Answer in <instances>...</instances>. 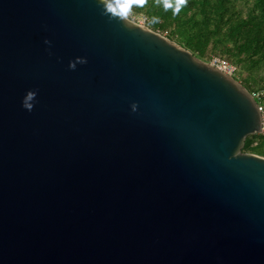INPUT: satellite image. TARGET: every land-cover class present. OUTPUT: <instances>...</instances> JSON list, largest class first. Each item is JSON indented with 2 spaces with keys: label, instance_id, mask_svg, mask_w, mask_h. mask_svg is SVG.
Here are the masks:
<instances>
[{
  "label": "water",
  "instance_id": "95a60500",
  "mask_svg": "<svg viewBox=\"0 0 264 264\" xmlns=\"http://www.w3.org/2000/svg\"><path fill=\"white\" fill-rule=\"evenodd\" d=\"M109 4L0 0V264H264L257 102Z\"/></svg>",
  "mask_w": 264,
  "mask_h": 264
},
{
  "label": "trees",
  "instance_id": "16d2710c",
  "mask_svg": "<svg viewBox=\"0 0 264 264\" xmlns=\"http://www.w3.org/2000/svg\"><path fill=\"white\" fill-rule=\"evenodd\" d=\"M107 1L124 13L144 16L148 29L166 32L167 39L201 61L223 57L218 58L235 65L233 78L249 93L264 90V0H186L179 11L174 10L177 0H169L173 7L165 0ZM242 152L264 157V136L247 137Z\"/></svg>",
  "mask_w": 264,
  "mask_h": 264
},
{
  "label": "built area",
  "instance_id": "2783aa9c",
  "mask_svg": "<svg viewBox=\"0 0 264 264\" xmlns=\"http://www.w3.org/2000/svg\"><path fill=\"white\" fill-rule=\"evenodd\" d=\"M211 65L215 66L218 70L221 72L225 73L226 75H229L233 77L234 72L236 71L235 67L231 65L229 62L226 60L218 59V58H213L211 60ZM253 99L257 102L258 105V110L262 114L264 112V108L261 104L262 99L264 98V90L262 91H257V92H251L250 93ZM263 116V114H262ZM260 134L264 136V119L262 121V127H261V132Z\"/></svg>",
  "mask_w": 264,
  "mask_h": 264
},
{
  "label": "clouds",
  "instance_id": "9594fccd",
  "mask_svg": "<svg viewBox=\"0 0 264 264\" xmlns=\"http://www.w3.org/2000/svg\"><path fill=\"white\" fill-rule=\"evenodd\" d=\"M121 2H123V0H121ZM185 2H186V0H177V6L174 8V10L179 11V6L183 5ZM165 6L166 7H173V5L169 2V0H165ZM107 7L109 10H111L112 4H109ZM44 44L50 45L51 41L45 39ZM79 62L80 63H86L87 60H86V58H80ZM69 67L72 68L73 70H75L76 63L70 62ZM37 94H38V92L36 90H28L26 93V98H27L28 102L22 103V107L25 108L27 111H31L35 106Z\"/></svg>",
  "mask_w": 264,
  "mask_h": 264
},
{
  "label": "rangeland",
  "instance_id": "374dc122",
  "mask_svg": "<svg viewBox=\"0 0 264 264\" xmlns=\"http://www.w3.org/2000/svg\"><path fill=\"white\" fill-rule=\"evenodd\" d=\"M242 5H240V7H241ZM127 19H129L131 22H133V23H135V24H137V25H140V26H143V27H146V28H148L147 27V25H146V20H145V17L144 16H142V15H140V16H137V15H134V14H132V13H130V12H126V13H124L122 10H119ZM243 11H245V7H243ZM157 33H159V32H157ZM160 35H162L163 37H165L166 38V36H167V34H166V32H163V33H159ZM208 58L209 59H211V56L213 55V53L212 52H208ZM218 57H220V58H223V57H221V56H219V55H215L214 56V58H218ZM219 59V58H218ZM224 59H227L226 57L224 58ZM228 60V59H227ZM229 61V60H228ZM204 62H206V63H211V60H209V61H204ZM233 65V64H232ZM234 67H235V65H234ZM235 69H236V67H235ZM236 75V74H235ZM262 106H263V108H264V101H263V103H262ZM263 114V119H264V112L262 113ZM259 135H261V134H259Z\"/></svg>",
  "mask_w": 264,
  "mask_h": 264
}]
</instances>
